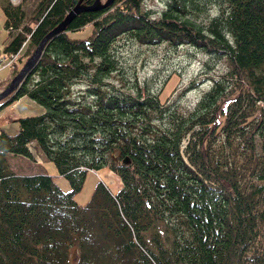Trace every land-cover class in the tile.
<instances>
[{"label":"trees","instance_id":"1","mask_svg":"<svg viewBox=\"0 0 264 264\" xmlns=\"http://www.w3.org/2000/svg\"><path fill=\"white\" fill-rule=\"evenodd\" d=\"M78 1L37 0L32 26L21 25L19 3L2 1L3 51L24 58ZM141 1L75 12L0 100V109L22 97L40 106L13 132L0 129V264H264V0H162L155 16ZM120 36L201 47L246 87L232 94L226 76L213 79L185 112L135 83L121 91L107 81ZM30 142L68 189L10 169L8 155L33 158ZM103 166L120 187L97 180L76 203L85 173Z\"/></svg>","mask_w":264,"mask_h":264},{"label":"rangeland","instance_id":"2","mask_svg":"<svg viewBox=\"0 0 264 264\" xmlns=\"http://www.w3.org/2000/svg\"><path fill=\"white\" fill-rule=\"evenodd\" d=\"M2 1L5 0H0V3ZM10 1L19 3L24 11L21 25L26 23L32 26V10L37 0ZM140 5L142 8L150 9L155 16L162 8V0H142ZM216 10L217 6H210L207 9V16L215 14ZM2 22L3 15L0 8V53L3 52V45L7 40V30L3 28ZM9 31L11 30L9 29ZM13 32L14 30L10 33ZM84 32V30H81L74 33V35H84ZM27 45L23 52L25 58L33 50L30 44ZM21 54L22 52H18V56ZM114 54L117 61V69L107 76V81L114 88L133 93V88L128 85L135 83L138 85L141 94H145L146 91L157 93L160 95L159 97L163 104L174 105L180 112L189 110L195 104L201 92L212 83L213 79L226 76L224 77V83H226L228 89H231L232 94H235L244 86L246 87V84L244 85L243 83L244 80L239 79L237 75L227 76L231 68L223 56H210L203 48L191 44L180 43L173 45L166 41L139 43L136 40L120 36L115 40ZM24 60H16L17 67H9L0 72V88L6 85ZM2 79L3 81H1ZM82 84L81 80L72 83L70 87L71 93L75 94L82 89ZM226 97L229 98L228 95ZM18 99L14 101L15 110L22 114L21 116L24 114H35L39 111L40 106L33 101L25 97ZM221 101H219V105ZM224 105L223 103L221 113L215 119L217 128L223 120ZM2 109H0V112ZM255 110L257 114L258 109ZM17 117L6 123L1 122L0 129L13 132L14 128H16ZM27 145L34 159L8 155L7 159L10 169L16 173H37L45 170L48 172L47 174H52L56 185L63 190L68 189L69 185L66 178L57 174L54 164L45 157L40 148L34 142H30ZM97 180H101L113 194L121 185L119 177L108 167L95 171L88 170L85 173L80 189L73 196L76 203L83 204L86 201ZM72 263L73 260L69 262V264Z\"/></svg>","mask_w":264,"mask_h":264},{"label":"water","instance_id":"3","mask_svg":"<svg viewBox=\"0 0 264 264\" xmlns=\"http://www.w3.org/2000/svg\"><path fill=\"white\" fill-rule=\"evenodd\" d=\"M81 8L78 4L74 6L72 9L67 11L64 15V17L56 24L54 25L50 30H48L38 41V43L35 45L33 48L32 52L30 55L25 59L21 67L16 71V73L9 79L7 84L0 89V99L3 98L4 96L8 95L11 93L19 84L21 78L23 75L27 72V70L34 64V62L38 59L42 46L44 45L45 41L53 36L54 34L62 31L65 28V25L71 15ZM123 161H127V158H124Z\"/></svg>","mask_w":264,"mask_h":264},{"label":"crops","instance_id":"4","mask_svg":"<svg viewBox=\"0 0 264 264\" xmlns=\"http://www.w3.org/2000/svg\"><path fill=\"white\" fill-rule=\"evenodd\" d=\"M9 67H3V68H1L0 69V72H2L3 70H6V69H8ZM8 75V74H7ZM6 78V77H5ZM5 78H3V79H5ZM3 79L1 80V81H3ZM25 98H27V97H25ZM19 99H21V98H19ZM18 99V100H19ZM28 99V98H27ZM30 100V99H29ZM22 114H19L16 110H15V104L14 103H12V104H10L9 106H7V107H5V108H3L2 110H1V112H0V123L1 122H4V123H6V122H8V121H10V120H12V119H14L15 117H17V116H21ZM14 129H16V128H14ZM33 157V159H34V156H32ZM102 168H104V167H102ZM99 170V169H98ZM42 172V171H41ZM44 172H46L45 170H44Z\"/></svg>","mask_w":264,"mask_h":264},{"label":"bare ground","instance_id":"5","mask_svg":"<svg viewBox=\"0 0 264 264\" xmlns=\"http://www.w3.org/2000/svg\"><path fill=\"white\" fill-rule=\"evenodd\" d=\"M111 0H106V2H104V3H100V1L99 0H95V2L92 4V5H90V6H85L84 4H81V0H79L78 1V5L79 6H81V8H79L78 10H76L75 12H77V11H79V10H81V9H99V8H101L102 6H104V5H106V4H108L109 2H110ZM74 12V13H75ZM73 13V14H74ZM72 14V15H73ZM71 15V16H72ZM68 22V21H67ZM13 92V91H12ZM11 92V93H12ZM11 93H9V94H11ZM8 94V95H9ZM8 95H6V96H4L3 98H1L0 100H2V99H4L5 97H7Z\"/></svg>","mask_w":264,"mask_h":264},{"label":"built area","instance_id":"6","mask_svg":"<svg viewBox=\"0 0 264 264\" xmlns=\"http://www.w3.org/2000/svg\"><path fill=\"white\" fill-rule=\"evenodd\" d=\"M16 57V53H11L8 56H1L0 57V67L6 64H10L11 61Z\"/></svg>","mask_w":264,"mask_h":264}]
</instances>
